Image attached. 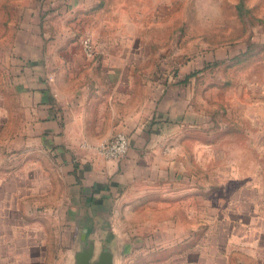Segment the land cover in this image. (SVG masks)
Masks as SVG:
<instances>
[{"label":"rangeland","instance_id":"1","mask_svg":"<svg viewBox=\"0 0 264 264\" xmlns=\"http://www.w3.org/2000/svg\"><path fill=\"white\" fill-rule=\"evenodd\" d=\"M36 78L110 86L151 140L115 213L121 264H264V0H0V145ZM41 214L2 229L0 264L79 262Z\"/></svg>","mask_w":264,"mask_h":264},{"label":"crops","instance_id":"2","mask_svg":"<svg viewBox=\"0 0 264 264\" xmlns=\"http://www.w3.org/2000/svg\"><path fill=\"white\" fill-rule=\"evenodd\" d=\"M103 64H109L101 67L106 79L120 63ZM107 68L111 70H103ZM101 87L34 80L24 131L0 145V244L12 243L5 238L12 234L3 228L19 226L24 215L30 220L43 213L39 217L44 221L49 213L67 237L63 243L81 245L70 258L65 252L66 258L79 261L73 264H121L116 245L129 238L115 225V213L131 201L132 181L140 177L134 170L142 164L138 153L151 140L132 108L117 102L110 86ZM117 130L129 134L127 153L102 159L93 148ZM45 165L47 174L40 172ZM47 195L54 199L46 200ZM82 245L89 250L80 251ZM130 248L127 244L126 250Z\"/></svg>","mask_w":264,"mask_h":264},{"label":"built area","instance_id":"3","mask_svg":"<svg viewBox=\"0 0 264 264\" xmlns=\"http://www.w3.org/2000/svg\"><path fill=\"white\" fill-rule=\"evenodd\" d=\"M83 47L88 55L93 53V45L89 39H84ZM128 138L123 132H117L107 141L97 145L96 148L105 157H117L122 155L128 149Z\"/></svg>","mask_w":264,"mask_h":264}]
</instances>
